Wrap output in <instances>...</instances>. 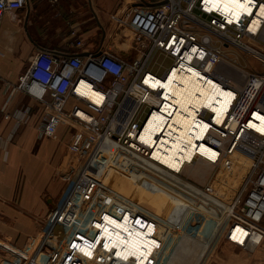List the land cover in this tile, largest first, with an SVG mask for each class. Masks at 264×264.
Instances as JSON below:
<instances>
[{
    "label": "built area",
    "instance_id": "built-area-1",
    "mask_svg": "<svg viewBox=\"0 0 264 264\" xmlns=\"http://www.w3.org/2000/svg\"><path fill=\"white\" fill-rule=\"evenodd\" d=\"M145 1L139 0L112 14L111 48L104 42L106 33L103 40L90 48L83 26L72 22L66 43L74 50L66 53L37 49L11 85V91L41 105V135L59 140L64 131L68 154L74 160L93 161L104 145L113 144L176 178L185 179L196 172L195 168L190 170L192 166L205 162L214 173L211 183L201 188L204 197L192 193L194 206L204 203L210 210L211 200H215L219 203L215 208H223L226 213L223 212L224 219H218L219 214L211 215L204 225L218 227L221 238L254 252L264 246V132L250 126L249 120L260 121L253 115L255 111L264 115V18L257 30L250 29V22L264 0H253L252 12H243L238 19L209 8L208 0ZM28 3L29 0H0V30L5 15L14 18ZM159 55L171 59L161 73L153 68ZM239 55L260 61V69L239 63L234 58ZM186 64L236 91V96L222 124L214 120L213 109L198 110V117L210 127L203 143L217 151V157L196 153L182 170L174 171L159 164L153 158V146L140 139L152 112L163 113L167 121L171 118V112L163 109L168 101L164 87L152 86L146 79L167 78L174 67L181 69ZM84 84L100 93L102 99L96 101L82 92ZM5 116L12 114L7 112ZM24 120L25 114L18 118V122ZM159 136H155V143ZM238 167L243 170L239 183L233 180ZM88 182L83 181V185ZM221 187L230 191L229 197L222 195ZM62 209L58 204L47 218L60 219ZM130 211V215H137L133 207ZM170 224L174 230L175 224ZM237 226L247 231L243 241L233 237ZM210 231L213 230L203 233L200 229L199 234L211 236Z\"/></svg>",
    "mask_w": 264,
    "mask_h": 264
},
{
    "label": "rangeland",
    "instance_id": "rangeland-1",
    "mask_svg": "<svg viewBox=\"0 0 264 264\" xmlns=\"http://www.w3.org/2000/svg\"><path fill=\"white\" fill-rule=\"evenodd\" d=\"M80 1L83 3L80 10L82 14L73 23L81 24L84 29L94 28V41L99 42L102 28L93 15L95 11L89 8L88 0ZM93 1H104L106 8H102L101 12L111 15L128 6L123 0ZM30 5L35 24L37 22V25L45 27L44 32L49 35L59 24H63L66 29L70 27V23L54 17V7L46 0H30ZM24 15L19 11L14 18L5 15L2 28L11 27L15 40L13 43L7 36L6 41L0 40V47L14 51L27 45L32 48L25 58L28 61L35 50L24 35ZM50 36H47L46 44L57 41L55 34ZM110 37L105 44L111 48L113 40ZM234 58L248 67L250 64L256 69L261 67V62L250 56L243 58L239 55ZM170 64V58L159 55L153 68L161 73ZM62 134L66 138L64 131ZM199 165L205 170L201 178L196 177L197 172L191 171L194 176L189 173L186 179L176 178L164 169L139 159L135 154L121 151L113 144L104 145L93 161L74 160L71 155L66 156L59 168L63 186L58 204L63 207L62 214L56 221L46 216L41 231L27 243L24 264H62L75 251L84 254L88 243L91 249L86 264H104L108 261L111 264H210L205 259H208L213 246L220 244L218 239L221 236L217 233L218 227L204 225V221L211 213L212 216L219 214L218 219L222 216L224 219L226 210L215 208L219 204L215 200H211L210 210L204 203L200 207L194 206L196 202L192 193L204 197L201 190L211 183L214 173L210 167H205L204 162ZM195 167L192 166L190 170ZM242 173L243 170L238 167L234 182L241 181ZM91 177L94 179L90 181ZM83 181L88 184L83 185ZM220 192L230 196L227 188L221 187ZM72 202L74 204L70 206ZM131 207L137 215H130ZM166 220L175 224L174 230L173 225ZM200 229L202 232L207 229L213 231H210V236L199 234ZM243 230L239 226L234 227L233 235L242 236L240 232ZM199 243H208L205 252H195V244ZM71 245L75 247L70 248ZM73 261L74 264L80 263Z\"/></svg>",
    "mask_w": 264,
    "mask_h": 264
},
{
    "label": "crops",
    "instance_id": "crops-1",
    "mask_svg": "<svg viewBox=\"0 0 264 264\" xmlns=\"http://www.w3.org/2000/svg\"><path fill=\"white\" fill-rule=\"evenodd\" d=\"M46 1L54 7L53 14L57 20H65L71 24L76 22L75 19L82 14L80 10L83 3L80 0H57L54 3ZM123 1L130 5L139 0ZM100 3L88 0L89 8L95 11L93 15L98 25L99 23L102 26L105 25V28H102L100 40L105 31L104 42L106 43L109 36L114 33L112 28L114 24L111 13L101 12L102 8H106L104 1ZM28 8L27 6L21 9L19 13L21 15L25 13L24 35L35 51L44 48L70 53L74 50L66 43L70 27L66 29L63 24L57 25L50 34H55L57 41L46 44L47 36H51L44 32L45 27L37 25V22L35 24L31 5L28 29H26ZM96 10L100 12L96 13ZM107 25L110 27H106ZM94 30V28L84 29V38L90 43V48L97 44L94 41L96 36L92 33ZM12 32L11 27L2 28L0 40L6 41L8 36V40L11 39L14 43L15 35L12 36L14 33ZM31 49L27 45L14 51L0 47V264H24L27 258V243L41 231L48 212L59 203L63 186L59 168L69 155L67 138L62 136L56 140L41 135L43 123L41 105L21 93L13 94L11 91V85L17 81L27 65L25 58ZM7 112L12 116L6 118ZM24 114L26 121L18 122V118L24 117ZM202 169L195 167L198 175L205 174V170L203 169L202 173ZM209 215L211 216L212 213ZM240 233L242 236L235 234L233 237L243 241L247 232L243 230ZM254 236L257 237L258 233ZM218 243L220 244L213 246L205 262L208 260L210 264H264V246L251 252L224 238L218 239ZM90 245L88 243V246L84 248V254L75 251L66 262L63 261V264H73V260L84 264L86 262H83L84 256L89 259ZM207 245L208 243L196 244L195 252H205ZM73 247L75 246H70V248ZM76 256L78 258H75Z\"/></svg>",
    "mask_w": 264,
    "mask_h": 264
},
{
    "label": "bare ground",
    "instance_id": "bare-ground-1",
    "mask_svg": "<svg viewBox=\"0 0 264 264\" xmlns=\"http://www.w3.org/2000/svg\"><path fill=\"white\" fill-rule=\"evenodd\" d=\"M208 3L209 8L221 10L230 19H238L243 12L251 13L255 6L253 0H208ZM263 18L264 3H261L257 8V14L251 19L250 29L257 30ZM146 81L152 86L164 87V96L168 101L164 103L163 109L171 112L170 121H167L163 113L156 111L152 112L145 121L140 139L153 146V158L159 164L174 171L182 170L186 163L194 159L196 153L215 159L218 152L203 143L210 128L209 123L198 117V110L204 107L213 109L214 120L222 124L236 96V91L223 87L221 83L210 77L203 76L200 71L188 64L181 69L174 67L167 78L149 76ZM82 92L96 101L102 99L100 93L86 84L82 87ZM253 115L260 121L250 119L249 125L264 132V115L257 111ZM157 134L160 136L155 143ZM198 166L201 165L197 162L196 167Z\"/></svg>",
    "mask_w": 264,
    "mask_h": 264
},
{
    "label": "water",
    "instance_id": "water-1",
    "mask_svg": "<svg viewBox=\"0 0 264 264\" xmlns=\"http://www.w3.org/2000/svg\"><path fill=\"white\" fill-rule=\"evenodd\" d=\"M142 1L145 2V3H147L145 0H142ZM28 7L30 8L29 3H28ZM29 8H28V13H27V15H29ZM26 22H27V20H26ZM99 25H100L101 28L104 29V27H103L100 23H99ZM25 28L27 29V23H25ZM104 37H105V31L103 32L102 40L104 39Z\"/></svg>",
    "mask_w": 264,
    "mask_h": 264
},
{
    "label": "flooded vegetation",
    "instance_id": "flooded-vegetation-1",
    "mask_svg": "<svg viewBox=\"0 0 264 264\" xmlns=\"http://www.w3.org/2000/svg\"><path fill=\"white\" fill-rule=\"evenodd\" d=\"M29 16H30V14H29V15H27V18H26L27 22H26V23H28ZM27 29H28V24H27Z\"/></svg>",
    "mask_w": 264,
    "mask_h": 264
}]
</instances>
